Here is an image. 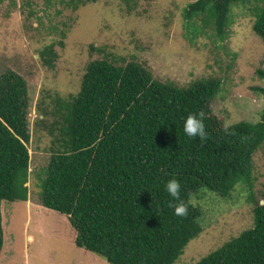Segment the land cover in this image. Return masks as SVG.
<instances>
[{
    "label": "trees",
    "instance_id": "1",
    "mask_svg": "<svg viewBox=\"0 0 264 264\" xmlns=\"http://www.w3.org/2000/svg\"><path fill=\"white\" fill-rule=\"evenodd\" d=\"M238 1L189 3L184 16L194 27L192 37L211 30L223 40ZM255 1L253 29L264 41V0ZM90 50L104 53L96 44ZM125 55L113 52L89 62L78 92L38 104L39 113L56 118L45 124L52 155L46 176L38 175L41 203L69 217L77 246L111 264H175L203 231L204 209L215 210L248 187L254 225L194 264H264V199L257 200L253 190L264 108L259 121L228 124L225 132L227 123L211 107L223 89L221 79L181 87L156 79L143 61L121 63ZM41 57L53 66L58 53L51 45ZM257 74L263 85L255 89L264 95V68ZM30 111L26 79L6 70L0 75V254L3 201L29 199ZM190 113H203L206 140L184 133ZM172 178L190 203L187 216H176L170 207L180 202L165 191ZM208 193L212 198L205 201Z\"/></svg>",
    "mask_w": 264,
    "mask_h": 264
},
{
    "label": "rangeland",
    "instance_id": "2",
    "mask_svg": "<svg viewBox=\"0 0 264 264\" xmlns=\"http://www.w3.org/2000/svg\"><path fill=\"white\" fill-rule=\"evenodd\" d=\"M193 1L0 0V75L8 69L18 72L31 97L29 199L3 201L0 264H111L77 246L69 217L42 205L40 196L38 175L46 176L52 155V137L45 124L56 118L39 113L38 104H49L58 93L64 98L78 92L89 62L124 53L121 63L143 61L156 79L181 87L219 78L223 89L211 104L214 112L227 124L260 120L264 95L255 88L263 85L257 70L264 68V41L253 29L256 1L233 5L223 40L211 30L192 37L194 27L184 10ZM91 44L101 46L104 53L90 50ZM51 45L58 53L53 66L41 57ZM253 171V190L263 201L264 145L254 154ZM246 190L240 197H232L233 192L215 210L204 209L203 231L175 264H194L254 225V203L248 202ZM211 198L208 193L204 200Z\"/></svg>",
    "mask_w": 264,
    "mask_h": 264
},
{
    "label": "clouds",
    "instance_id": "3",
    "mask_svg": "<svg viewBox=\"0 0 264 264\" xmlns=\"http://www.w3.org/2000/svg\"><path fill=\"white\" fill-rule=\"evenodd\" d=\"M224 130L225 132L229 130L228 124H225ZM183 131L188 137H199L201 141L206 140L207 133L204 124L203 113H190L184 120ZM165 191L169 194L170 197L173 198V201H180L179 203L170 202V207H173L174 214L179 217L187 216L189 213L190 203H186L184 200L181 199L180 181L176 178L168 180L165 184Z\"/></svg>",
    "mask_w": 264,
    "mask_h": 264
}]
</instances>
